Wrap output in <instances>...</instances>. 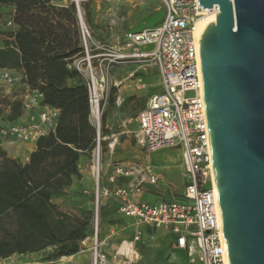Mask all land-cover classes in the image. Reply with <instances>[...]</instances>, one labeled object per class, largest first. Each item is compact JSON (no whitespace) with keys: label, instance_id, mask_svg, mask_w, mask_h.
I'll return each instance as SVG.
<instances>
[{"label":"built area","instance_id":"obj_1","mask_svg":"<svg viewBox=\"0 0 264 264\" xmlns=\"http://www.w3.org/2000/svg\"><path fill=\"white\" fill-rule=\"evenodd\" d=\"M78 2V1H77ZM164 18L159 26L141 32L129 31L124 42L129 54L121 59L149 62L159 76V91L152 94L137 113L138 129L135 138L139 147L147 153L167 149H179L181 154L184 189L179 201L156 203L136 202L143 184L157 185L161 178L147 168L113 166L111 183L128 178L134 171L140 173L137 182L127 187L110 189L99 185L100 126L103 100L108 84L92 72L86 76L90 121L97 130L93 149L92 168L95 186L92 191L94 211L92 233L79 242L78 253L91 252L92 264H107V255L100 250L101 222L99 208L103 199L118 203L117 212L147 229L164 230L174 239V246L185 252L187 264H229L223 237L218 197L214 190L215 179L210 150L208 125L204 109V96L199 60V41L195 37V25L200 19L219 13L218 5L203 10L198 0H159ZM80 25L81 45L86 59L74 61L73 66L83 73L81 65L86 60L88 68L89 32ZM6 25L15 29L11 19ZM146 47H151L145 50ZM0 83L7 86L22 84L20 97L27 120L23 124L0 125V139L18 142L37 141L54 130L58 111L42 103V95L22 83V74L15 70L0 69ZM192 93L191 96H188ZM108 228L107 239L113 236ZM106 239V240H107ZM142 241L141 230H136L130 240L121 241L112 255L117 264H135L138 261L136 245ZM132 250L128 255L119 251L123 244Z\"/></svg>","mask_w":264,"mask_h":264},{"label":"trees","instance_id":"obj_2","mask_svg":"<svg viewBox=\"0 0 264 264\" xmlns=\"http://www.w3.org/2000/svg\"><path fill=\"white\" fill-rule=\"evenodd\" d=\"M12 7L14 30L0 48V69L21 72L22 83L42 95V103L58 111L54 130L36 141L22 165L0 151V261L56 246V258L76 255L88 235L89 220L61 211L53 199L80 178V156L96 145L90 121L86 78L74 68L84 57L77 10L73 3L53 0H0ZM2 14H0V21ZM4 125L18 123L20 100L7 101ZM102 114L100 136L105 133ZM105 142L100 141L103 147Z\"/></svg>","mask_w":264,"mask_h":264},{"label":"water","instance_id":"obj_3","mask_svg":"<svg viewBox=\"0 0 264 264\" xmlns=\"http://www.w3.org/2000/svg\"><path fill=\"white\" fill-rule=\"evenodd\" d=\"M213 5L199 60L226 253L264 264V0H198Z\"/></svg>","mask_w":264,"mask_h":264},{"label":"rangeland","instance_id":"obj_4","mask_svg":"<svg viewBox=\"0 0 264 264\" xmlns=\"http://www.w3.org/2000/svg\"><path fill=\"white\" fill-rule=\"evenodd\" d=\"M53 2L57 6L73 3L71 0H53ZM73 4L75 5V3ZM78 4L82 9L83 26L87 28L90 36L87 40L90 68H88V62L85 60L81 65L82 74L86 78L92 72L95 77L103 78L107 82V93L102 103L105 123L113 124L118 131L128 130L131 145L137 147L144 154L143 159L148 162L147 158L150 153L142 150L135 138L138 129L135 115L145 106L148 97L157 90L159 91L158 74L155 67L149 62H136L133 59H121L119 56L130 53V50L125 46V33L150 30L162 23L164 12L160 2L159 0H78ZM0 14H2L0 30L6 33L12 29L6 25L10 12L7 9L0 8ZM4 38V36H0V47ZM149 49L151 47L145 48V50ZM86 58V55H84L83 58L75 61ZM146 78H149L148 81L151 83ZM131 80L133 82H130ZM124 86L131 88L130 93H120L121 88ZM136 87H139L137 92L135 91ZM23 92L24 90L19 83L14 86L0 83V125H4L9 115L6 102L20 100ZM191 95L192 93L188 94V96ZM3 141L7 140L0 139V151L5 152L1 146ZM100 148L102 153L104 149L101 146ZM6 156L8 157L7 154ZM157 156L154 161L155 167H152L151 171L159 175L161 182L155 186L145 185V188L157 191L162 195H153L149 200L151 203H156L155 201H179L185 183L178 168L181 158L180 151L179 149H167ZM143 159L141 160L144 161ZM78 181L74 180L61 196L53 199V203L61 211L71 216L89 220L88 235H90L92 233L94 211L92 198L94 188L85 190L81 184H78ZM101 211L102 207L100 205V221ZM130 222V220L120 215H112L107 220L108 226L105 225L107 229L109 226L114 227L115 234L118 231L121 234V236L116 234V239L115 236L114 239L107 240L99 237V240H101L100 250L107 255V264H117L112 259V255L122 241L121 239L131 237L132 231L128 228ZM155 231H150L149 236H142V242L136 245L139 258L135 264H153L158 261L160 264H167L166 261H169L170 257L174 259L172 264H187V257L184 258L182 254L177 252L167 253L168 249L164 246L163 240L156 239L163 232L160 230ZM56 250V246H49L40 252L25 255L14 254L1 260L0 264H64L62 257L56 258L54 256ZM88 253H90V256ZM77 254L85 256V253ZM86 254L88 258L83 264H92L91 252H86ZM69 264H72V262Z\"/></svg>","mask_w":264,"mask_h":264},{"label":"crops","instance_id":"obj_5","mask_svg":"<svg viewBox=\"0 0 264 264\" xmlns=\"http://www.w3.org/2000/svg\"><path fill=\"white\" fill-rule=\"evenodd\" d=\"M2 9H7L10 12V14L13 13L12 7H2ZM156 71H157V69H156ZM17 73L21 74V72H17ZM158 78H159V76H158ZM146 80L148 81L149 78H146ZM130 82H133V80H131ZM148 82L151 83L150 81H148ZM21 87L24 90V87L22 84H21ZM141 87H143V86H141ZM130 89L131 88L129 86H127V87L124 86L121 88L120 93H122V94L123 93H125V94L130 93L129 92V91H131ZM137 89H139V87H136V90H135L136 92L138 91ZM152 94H154V93H152ZM136 115H135V117H136ZM26 120H27V115L25 112H23L22 117L18 120V123H16V124H23L26 122ZM104 130H105V133L102 135V141L105 142V145L103 146L104 150L102 153H101V148H100V164L101 165L99 166V185L101 187H108L110 189H114L117 187H127L130 183L137 182V180L139 179L140 173L137 171H134L130 177H128V178L122 177V178L117 179L115 183H111L109 181V177L113 174L112 169H113L114 165L119 164V165H122L124 168H129L130 166H137L139 169L147 168L151 171L152 167H155L154 161L158 157L157 155L159 153H164V150L154 152V153H150L148 155L149 157L147 158V160H148V162H147L143 159L144 154L137 147H133L131 145L129 135H128L129 134L128 130H119L118 131V130H116V128H114V125L109 123V122L105 123ZM124 136H125V138H124ZM1 146H2V149L5 151V153L8 155V157H10V158L16 160L18 163L24 165L29 161L30 154L36 150V141L18 142V141L7 140V141H3L1 143ZM92 155H93V150L86 155L80 156V159L78 162V171L80 174V178L78 179L79 180L78 184H81L85 190H92L95 186V183H96L94 171L91 167ZM141 159H143L144 161H142ZM178 168L180 169V172L182 174L181 158H180V161L178 164ZM76 182H77V180H76ZM145 185H150V184L146 183V184L142 185L141 192L135 198L136 202H138V203L139 202L151 203V201L149 199L153 195H156V196L162 195L157 191L147 190L145 188ZM153 186H155V185H153ZM155 202H157V201H155ZM101 207H102L101 221H100L101 222V230H100L99 237H100V239H103V238L107 239L108 237L106 235H108V229L105 225H107V220L112 215H119L117 212L118 203L113 199H103L101 202ZM123 218H125V217H123ZM125 219L131 221L128 228L132 231V235L128 239H121L122 241L123 240H130L136 230H141L142 236H149L151 230L147 229L146 227H144L142 225L136 224L133 219H130V218H125ZM113 231H114V229H113ZM156 231H158V230H156ZM160 231H162L163 233H162V235H159L156 239L157 240L158 239L163 240L164 246H166L168 251H169V252L167 251V253L172 254L173 252H177L179 254H182V256H184V258H185L186 257L184 254L185 252L174 246L173 237L170 234H168L167 232H165L164 230H160ZM116 234H117V236H121L120 231H118ZM116 234H115V232H113V236L110 239H114V236ZM115 239H116V236H115ZM88 255L90 256V253H88ZM88 255L86 253H85V256L84 255L79 256V254L70 255L68 262L69 263L72 262V264H83V262H85L87 260ZM173 262H174V259L172 257H170L169 261H166L167 264H172ZM23 264H27V263H23ZM153 264H160V262L159 261L154 262Z\"/></svg>","mask_w":264,"mask_h":264},{"label":"bare ground","instance_id":"obj_6","mask_svg":"<svg viewBox=\"0 0 264 264\" xmlns=\"http://www.w3.org/2000/svg\"><path fill=\"white\" fill-rule=\"evenodd\" d=\"M214 22H215V17L214 16H208V17L200 19V20H198L196 22V25H195V37L197 38V40H200V38H201V36H202V34L204 32L205 27L208 24L214 23ZM92 169H93L94 172L96 171V167H93ZM214 192L217 195L216 189L214 190ZM218 210H219V206H218ZM119 251H121L123 253H126L128 255H130L131 252H132L130 246L128 244H125V243L121 246ZM68 260H69V256L62 257V262H64V264H68L67 263ZM93 264H95V260H93Z\"/></svg>","mask_w":264,"mask_h":264}]
</instances>
